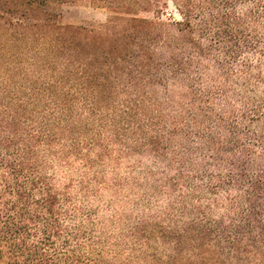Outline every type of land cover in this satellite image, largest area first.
<instances>
[{
	"label": "trees",
	"instance_id": "obj_1",
	"mask_svg": "<svg viewBox=\"0 0 264 264\" xmlns=\"http://www.w3.org/2000/svg\"><path fill=\"white\" fill-rule=\"evenodd\" d=\"M136 157L174 217L115 263L79 207ZM0 264H264V0H0Z\"/></svg>",
	"mask_w": 264,
	"mask_h": 264
},
{
	"label": "rangeland",
	"instance_id": "obj_2",
	"mask_svg": "<svg viewBox=\"0 0 264 264\" xmlns=\"http://www.w3.org/2000/svg\"><path fill=\"white\" fill-rule=\"evenodd\" d=\"M141 14L148 18H179L170 1H162L157 9ZM107 15L106 9L87 3L66 4L62 8V22L69 24L101 23ZM126 162L133 163L134 169L126 170L125 163L114 172L115 176L106 175L109 184L116 179L115 187L100 188L84 197L83 207H79L84 214H80L83 216L77 220L82 223L86 242L93 243L104 259L115 258V263L126 262L129 258L133 261L140 255L139 249H136L139 244L132 237V232L147 226L168 228L174 217L173 207H166L167 198L160 189L162 175L153 162L146 157ZM148 169L151 172L144 175L143 172ZM150 242V246L144 245L147 247L144 251L149 249L147 253L163 248V243H157L153 237Z\"/></svg>",
	"mask_w": 264,
	"mask_h": 264
}]
</instances>
